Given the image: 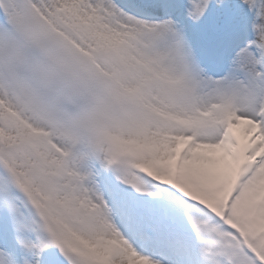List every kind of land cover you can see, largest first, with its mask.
I'll return each instance as SVG.
<instances>
[{
  "label": "snow or ice",
  "instance_id": "6c2138e0",
  "mask_svg": "<svg viewBox=\"0 0 264 264\" xmlns=\"http://www.w3.org/2000/svg\"><path fill=\"white\" fill-rule=\"evenodd\" d=\"M0 264H264V0H0Z\"/></svg>",
  "mask_w": 264,
  "mask_h": 264
}]
</instances>
